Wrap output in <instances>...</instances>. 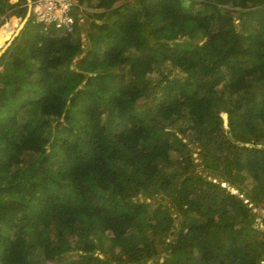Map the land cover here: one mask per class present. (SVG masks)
Instances as JSON below:
<instances>
[{
    "label": "trees",
    "instance_id": "trees-1",
    "mask_svg": "<svg viewBox=\"0 0 264 264\" xmlns=\"http://www.w3.org/2000/svg\"><path fill=\"white\" fill-rule=\"evenodd\" d=\"M77 1L0 58V264H264V0Z\"/></svg>",
    "mask_w": 264,
    "mask_h": 264
},
{
    "label": "built area",
    "instance_id": "built-area-1",
    "mask_svg": "<svg viewBox=\"0 0 264 264\" xmlns=\"http://www.w3.org/2000/svg\"><path fill=\"white\" fill-rule=\"evenodd\" d=\"M85 7L77 0H31L30 11L34 22L43 29L53 27L64 32L74 29L77 19L84 20Z\"/></svg>",
    "mask_w": 264,
    "mask_h": 264
},
{
    "label": "rangeland",
    "instance_id": "rangeland-1",
    "mask_svg": "<svg viewBox=\"0 0 264 264\" xmlns=\"http://www.w3.org/2000/svg\"><path fill=\"white\" fill-rule=\"evenodd\" d=\"M11 1H15V0H11ZM27 2V1H26ZM82 5L85 7V10L83 11V15H86L85 12H89V13H95L96 9H92V8H89L86 6V2L82 3ZM84 18V17H83ZM85 18H87V15L85 16ZM85 18L84 20H82L81 24L82 26L84 27L86 25V22H85ZM10 19H14L12 22H14L15 24L13 25V27L11 28L10 30V33L8 35H6V38H5V41L3 42V45L0 44V58L2 56V54L5 52V50L10 46L11 42L14 40V38L16 37V34H17V29H19V25L20 23L23 21L22 18H20L19 16H16V15H13L11 17H6L1 23H0V34L2 32V30L4 29V26L5 24H7V21H9ZM33 19V18H32ZM237 22L239 20H236ZM27 22V21H26ZM21 26V25H20ZM25 26V24H24ZM23 26V27H24ZM22 27V28H23ZM27 29H36L35 25L31 24V20L30 22L27 24ZM37 31V30H35ZM20 32V31H19ZM15 34V35H14ZM14 35V36H13ZM80 37H81V41L83 42V46H85V34L84 32H81L80 34ZM2 41V40H1ZM9 41H10V44H9ZM6 44H9V45H6ZM6 45V46H5ZM7 59V58H6ZM1 60V59H0ZM192 157H193V160L196 162L197 164V169L202 172V168H203V165L200 163V158H199V151H198V148L195 147L193 152H192ZM227 185V183L225 184ZM228 186V185H227ZM231 190L234 191V188H230ZM147 201H151V202H154V199H148ZM246 201V199L244 200ZM163 202H166L167 203V198L166 200H163ZM250 205V204H249ZM255 212H257V218H256V222L253 223V227H256V226H261V227H264V224H261V216L264 214V210L261 209L260 211L257 210V209H253ZM44 264H51V263H48L46 261H44Z\"/></svg>",
    "mask_w": 264,
    "mask_h": 264
},
{
    "label": "water",
    "instance_id": "water-1",
    "mask_svg": "<svg viewBox=\"0 0 264 264\" xmlns=\"http://www.w3.org/2000/svg\"><path fill=\"white\" fill-rule=\"evenodd\" d=\"M27 1V6H28V9H27V14H26V16L24 17V19H23V21L21 22V27L19 28V29H17V34L19 33V31L22 29V27L24 26V24L26 23V21L28 20V18L30 17V15H31V11H30V1L31 0H26ZM16 34V35H17ZM15 35V34H14ZM13 35V36H14ZM9 44H10V41H9ZM9 44H6V45H9ZM2 45H3V43H2ZM5 45V46H6Z\"/></svg>",
    "mask_w": 264,
    "mask_h": 264
},
{
    "label": "bare ground",
    "instance_id": "bare-ground-1",
    "mask_svg": "<svg viewBox=\"0 0 264 264\" xmlns=\"http://www.w3.org/2000/svg\"><path fill=\"white\" fill-rule=\"evenodd\" d=\"M20 25H21V23H20ZM19 27H21V26H19Z\"/></svg>",
    "mask_w": 264,
    "mask_h": 264
}]
</instances>
